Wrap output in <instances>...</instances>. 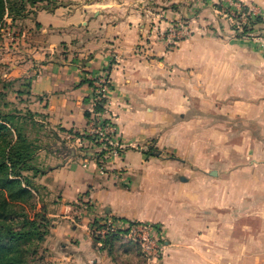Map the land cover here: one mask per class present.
I'll use <instances>...</instances> for the list:
<instances>
[{
	"label": "crops",
	"instance_id": "1",
	"mask_svg": "<svg viewBox=\"0 0 264 264\" xmlns=\"http://www.w3.org/2000/svg\"><path fill=\"white\" fill-rule=\"evenodd\" d=\"M72 1L78 3L52 12L44 3L29 6L18 23L10 20L0 48L9 66L4 77L28 85L34 121L62 140L70 132L83 134L93 81L104 75L111 83L108 108L124 150L108 161V171L97 165L101 155L90 144L67 156L38 153L40 174L34 182L52 219L51 257L58 264H145L132 249L96 245L90 225L114 219L160 226L165 244L160 264H264V50L230 38L227 21L203 9L189 23L194 34L167 52L154 37L157 17L187 19L188 6L201 0ZM243 1L264 11V0ZM155 66L163 68L164 85L152 92ZM172 73L194 78L195 90L184 87V92L201 95L209 87L228 100L235 118L256 127L254 161L240 171L199 170L211 178L224 173L226 183L184 177L170 182L179 174L175 168L156 165L153 157L134 150L156 135L169 150L174 135L184 133L182 127L171 129L172 110L186 103L172 105ZM201 136L199 149L209 145L213 154L217 128ZM220 186H226L225 196Z\"/></svg>",
	"mask_w": 264,
	"mask_h": 264
},
{
	"label": "rangeland",
	"instance_id": "2",
	"mask_svg": "<svg viewBox=\"0 0 264 264\" xmlns=\"http://www.w3.org/2000/svg\"><path fill=\"white\" fill-rule=\"evenodd\" d=\"M56 1L59 5L78 3L76 1L73 2L72 0ZM241 1L254 8L256 12L261 11V16L259 15V18L262 22L264 21V11L262 7L255 3H246L243 0ZM9 2L10 5H18L19 0H9ZM28 7L29 6H27L26 11H29ZM188 8H190V12L189 18L187 19L180 18L165 20V18L157 17V21L152 25L154 37L165 44L167 52H173L178 43L185 41L194 34L195 30L190 27L189 23L203 9L211 11L214 19L222 18L227 21L229 30L228 34L230 35V38L251 41L257 48L264 50V26L260 29L258 28L252 31L244 32L245 28L239 24L238 20L233 17H228L220 11L221 8L218 4V0H201L199 3L191 4ZM21 19L22 17H16L15 20L18 23ZM10 20L11 19L5 15L0 22V48H2L1 45L3 42L2 33L7 31L6 29L10 25ZM162 21H165L166 23L162 25ZM14 25L17 27L18 24ZM171 29L174 35H177L179 33L178 31H182V40H174L176 36H173V38L169 37V35H171ZM172 40L176 42V44H169ZM2 54L3 52L0 50V113H10L13 117V124L11 126L12 130L10 132L11 136L9 139L12 140V142H15L18 136L25 138L26 140L21 143V147H25L26 149L27 145V150L30 152L27 170L20 172L21 174L19 176L23 183L28 185V189L31 193V207L27 208V210L29 211V215L31 217H33L34 213L43 212L52 224V219L47 216L48 207H46L43 201H41L40 189L37 187L36 182H34V178L40 174V169L36 168L40 159L38 153L42 150L45 153L54 152L67 156L70 150L74 149V147L78 151H85L89 149L85 148L84 145L87 144L89 146L90 144V138L87 136L90 130V122L86 125L83 134L70 132L64 140L57 136L56 133L54 135L51 131L43 129L41 124L34 121L32 99L26 94L25 82L4 77V75L8 73L9 66L3 60ZM154 70L156 72L159 71V73H155V76L149 84L151 85L150 87H153L152 89L150 88L152 92H154L156 87L161 88L164 85V79L161 74V71L163 70L162 66H155ZM184 80H186L185 85ZM170 85L172 91V105L177 108L180 101L186 102L184 107L181 109L172 110L171 129L182 127L184 133L181 136L177 133L174 135L171 141H169V147H172L169 150L166 148L167 146L158 144L159 141L157 135L154 139L150 140L148 144L138 146L134 150L141 151L142 153L153 157L156 165L164 163L165 165L175 168L179 174H176L175 176L172 175L169 179L170 182L179 181V177H184L190 181L196 182L217 181L226 183L227 175L224 174L225 172L233 170L240 171L239 169L242 168L243 165L254 161L252 156L253 150L256 149L258 145L253 135V131L256 130V127H251L250 129L240 118H235L233 114L227 110L230 103L226 100V98H218L217 95L211 94L209 87L203 88V90L207 93L204 91L201 95L199 93L196 94L193 91L189 92V90L184 92V87L195 90L193 77L185 76V78L181 80L178 74L172 73ZM107 111L108 112L105 114L104 119L114 125L112 119L110 118L109 108H107ZM195 122L199 123V126H196ZM212 126L217 128V132L219 134L218 146L217 149H213V154L211 153L212 149L209 145L199 149L201 148L199 145L204 143V140L201 144L199 143V145H197L198 139L200 140V137H202L201 135L204 134L206 129H209ZM77 138L80 142H77ZM115 138L118 140V135H116ZM209 138L206 141H210ZM119 146L121 147V144H119ZM123 150L124 148L121 147V154ZM92 151L98 156L101 155L97 165L106 170L108 161L118 159L121 156V154L116 157L110 155L108 153L109 149L108 151H104L99 150V148H92ZM201 169H203L202 171H220L224 173H222L219 178L217 173L215 178H211L207 173L199 172ZM16 171L19 173L18 170ZM116 174L118 175V172H116ZM239 175L240 174H238V176ZM239 177L241 178V175ZM225 187L226 186H220V196H225ZM187 194H194V190H187ZM252 226L257 227L258 223H252ZM100 227L101 224L98 222H94L90 225V229H99ZM51 228L52 225H48V235L45 236L43 242L37 244V260L32 264H58V262L51 257L49 253L50 250L47 247ZM43 229H45V227ZM92 238L99 247L110 244L111 247L116 246L121 249L125 247L127 249H132V251L136 252L139 255V258L141 257V259L144 260V263L147 264L137 247H135L132 243L124 241L118 235H112L103 240H100L96 236H92Z\"/></svg>",
	"mask_w": 264,
	"mask_h": 264
},
{
	"label": "trees",
	"instance_id": "3",
	"mask_svg": "<svg viewBox=\"0 0 264 264\" xmlns=\"http://www.w3.org/2000/svg\"><path fill=\"white\" fill-rule=\"evenodd\" d=\"M37 3H44L48 12L60 6L56 0H19L18 5L0 0V22L5 15L12 21L24 17L27 6ZM261 26V19H256L244 32ZM102 110V103L95 105L96 112ZM12 124L10 113H0V264H32L37 260V244L44 241L52 224L43 212L29 215L31 193L19 176L27 170L30 152L27 145L26 149L21 147L25 138L18 136L15 142L9 139Z\"/></svg>",
	"mask_w": 264,
	"mask_h": 264
},
{
	"label": "built area",
	"instance_id": "4",
	"mask_svg": "<svg viewBox=\"0 0 264 264\" xmlns=\"http://www.w3.org/2000/svg\"><path fill=\"white\" fill-rule=\"evenodd\" d=\"M221 12L228 17H233L239 21L243 28L251 26V23L260 19L261 11L256 12L254 8L244 4L241 0H218ZM169 37L174 40H182V31H178L174 35L172 29ZM169 44H176L173 40ZM93 98L90 110V130L87 136L90 138V145L99 148V150L108 151L114 157L121 154V147L119 141L116 140L117 129L105 118L107 108L110 105L111 83L107 76H98L92 84ZM103 104V110L95 111V105ZM77 142H80L77 138ZM99 229L91 228L92 236L98 237L100 240L112 235L120 236L124 241L132 243L140 251L142 257L147 264H160L164 255V239L163 229L158 225H151L146 223H123L114 219H103Z\"/></svg>",
	"mask_w": 264,
	"mask_h": 264
}]
</instances>
